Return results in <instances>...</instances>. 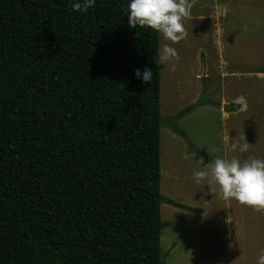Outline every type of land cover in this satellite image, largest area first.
Masks as SVG:
<instances>
[{"label":"trees","instance_id":"obj_1","mask_svg":"<svg viewBox=\"0 0 264 264\" xmlns=\"http://www.w3.org/2000/svg\"><path fill=\"white\" fill-rule=\"evenodd\" d=\"M74 2L0 0V264H163L160 33Z\"/></svg>","mask_w":264,"mask_h":264},{"label":"crops","instance_id":"obj_2","mask_svg":"<svg viewBox=\"0 0 264 264\" xmlns=\"http://www.w3.org/2000/svg\"><path fill=\"white\" fill-rule=\"evenodd\" d=\"M196 1L189 0L192 5L190 11V17L192 18L197 16L193 10ZM205 5L209 9L198 16L201 17L202 24H208V28L203 31L204 44L197 49L198 61L196 64H198V67L193 72L194 74H202L203 77L199 78L206 80L205 92L208 95L213 94L217 87L221 95L220 100L207 96L206 99L209 101L210 98V101L206 105L214 104V106H217L224 121L227 143L230 140L228 125H230L233 118H239L251 130H258V127H260L259 135L264 141V98H258L253 101L254 103L248 102L247 111H241L240 107L234 103L236 97L243 95L240 87L242 84L264 83V0H207ZM202 54L203 57H201ZM202 60L204 65L201 72L200 64ZM214 82L216 84L210 87ZM199 87L194 92L193 101L200 95L201 88L199 90ZM261 92H264V90L262 89ZM189 94L186 92L184 96L188 97ZM255 95L256 93H253L251 96ZM259 95L264 97V93ZM193 101L187 102V104ZM226 103L233 104V107L225 108ZM191 113H188V115ZM188 115L181 117L180 120L190 118V115ZM184 129L187 130V126ZM257 130L254 132V136L258 137ZM191 153V156L199 158L196 157L197 153ZM191 156L188 154V157ZM225 157L227 158V156ZM215 158L217 156H212V159ZM202 164L207 166L208 169L209 162H202ZM204 187L207 188V191L203 192L200 203H204L206 207H203V204L196 205V202L189 204L186 201L180 202L171 199L183 205L199 208L201 211H191L174 205L175 207H173L171 213L175 222L179 218L184 220L186 224L189 221H204L206 232H215V240L210 244L209 237H206V243L202 245L203 240L200 235L198 243L201 249H198L195 245L198 239L195 236L197 229L188 228L186 225V229L183 230L184 232L180 238L176 239L172 233L170 244L173 243V249L170 253V264H257L256 258L255 260L252 258L251 250H247L252 238L247 235L242 237V227L239 229L234 228L235 223L240 226L242 219L246 223L245 211L243 210L245 205H240L234 199L225 201L219 197V194L218 199H216V196L212 195L210 187L207 184ZM250 209L252 210L251 207ZM162 215L161 205V217ZM260 232L264 235V230ZM219 233L220 237H217ZM255 235H257L256 231ZM178 239L182 241L179 249ZM218 241H220L222 247L217 246ZM211 245L215 247L213 248ZM203 246L207 250L202 249ZM258 251L260 253L264 251V244H259Z\"/></svg>","mask_w":264,"mask_h":264},{"label":"rangeland","instance_id":"obj_3","mask_svg":"<svg viewBox=\"0 0 264 264\" xmlns=\"http://www.w3.org/2000/svg\"><path fill=\"white\" fill-rule=\"evenodd\" d=\"M206 1L207 0H197L196 4L193 7L195 15L197 14V16H195L194 18L189 17L184 21V27L188 33L187 37L184 40L180 41L177 44H172L170 41L164 40L162 34H160V49L161 46H163L165 43H168L170 46L174 47L177 50L181 57L178 63L177 70L175 72L169 71L167 65L162 64L161 113L165 118V122L163 123L161 128V193L167 198L180 202L186 201L189 204H193V202H196V205L203 204V207L206 206H204V203L201 204L200 200L203 192L207 191V188L204 187L207 183L205 182L202 185H197L191 178L192 172L194 170H207V166H204L202 162H209L210 164L211 161L214 160L212 159V156H217L220 158H226L225 156H227V158L236 156L241 161L247 159L250 155H254L258 158H264V141L262 140L263 138L259 135L260 127H258V130H251L246 127L242 120H240L239 118V120L233 118L230 122V125H228V135L230 137V140L227 143V140H225L223 124L224 121L217 106H214V104H205L203 106H200L192 111V113L190 112L191 114H193H189L190 118L187 117L185 120H180L179 118L176 120V124L186 132L194 147L201 150L204 153V156L193 151L186 139L182 135L176 133L171 128V122L168 121L170 117L175 116L184 107L195 103L200 98L206 99L208 96L212 99H219L221 97L218 87L213 92V94L208 95L205 92L206 89H204L207 87V85H205L206 80L204 78H199L202 76V74H194L193 72V70L198 67V64H196V62L198 61V55L196 54L197 49L202 46V44H204L203 31L208 28V24H202L201 17L198 16L199 14L203 13V11L209 9V7L205 5ZM201 57H203V54ZM203 65L204 64L202 60L200 64L201 72L203 70ZM215 84L216 82H214V84H211L210 87ZM197 85L200 86L199 90L201 88L199 92L200 95L199 97H196V100L193 101V98L195 96L194 92L196 89H198ZM240 87L241 92L246 96L247 102L249 103H254L253 101L258 98H264L260 97L259 95L260 93H264L261 92L262 89L264 90V83H249V85L242 84ZM203 89L205 90L204 95H202ZM186 92L190 93L188 97L184 96ZM253 93H256V95L251 96L253 95ZM190 101L193 102L187 104V102ZM186 126L188 128L187 130L184 129ZM256 130V134L258 135V137L254 136V132H256ZM238 135L245 136L247 142L250 144V148L247 153H241L238 149L235 152H232L230 150L231 144L235 139L238 138ZM209 150H211L210 154ZM190 151L193 153H197L196 157H199L201 159L195 158V156H191L192 153ZM188 154L191 157H188ZM218 194L219 193L217 191V194L215 195L216 199H218ZM173 207L175 206L168 202H164L162 204L163 215L161 217V220L163 221L161 222V244L163 264H170V253L171 249H173V243L170 244L172 233L176 237V239L180 238V236L184 232L183 230L186 229V225L188 226V228L198 230L195 231V236L198 237L195 245H197L198 249H201L198 243V240L200 241V235L203 240L202 245L206 243V237H209L210 244H212L215 240V232H206V228H204V221H189L188 224H186L184 220L179 218L178 221L176 220L177 222H175L171 213V211L174 209ZM199 207L201 208L202 206ZM243 210L245 211L244 216L246 217V223H244V220L242 219L240 226L235 223L234 228L239 229L240 227H242V237H244V235H247L249 238H252V242H249L250 245L248 246L247 250H251L253 260H255L256 258L257 261V257L261 254L258 251V246L261 243L264 244V235L260 232L264 230V211L256 212L252 209V214L250 206L247 205H245ZM255 231L257 235H255ZM217 237H220V233L217 235ZM178 241L179 249L182 241L181 239H178ZM217 243L218 247H222L220 241H218ZM211 246L213 248L215 247L213 245ZM202 249H204V246L202 247Z\"/></svg>","mask_w":264,"mask_h":264},{"label":"clouds","instance_id":"obj_4","mask_svg":"<svg viewBox=\"0 0 264 264\" xmlns=\"http://www.w3.org/2000/svg\"><path fill=\"white\" fill-rule=\"evenodd\" d=\"M70 7L73 11L87 13L95 7V0H75ZM191 7L189 0H131L127 7L122 6V11L128 14L130 28H150L162 34L164 40L177 44L188 35L184 21L190 17ZM154 59L157 65L165 64L169 71L175 72L181 57L174 47L165 43ZM135 75L145 84L151 83L153 78L152 69L148 67L142 72L136 69ZM234 103L241 111H247L245 96L236 97ZM249 148L246 137L238 135L230 150L247 153ZM191 178L197 185L206 182L213 196L218 190L219 197L225 201L234 199L256 212L264 211V158L250 155L241 161L236 156L217 157L207 170H194ZM257 264H264V252L258 256Z\"/></svg>","mask_w":264,"mask_h":264},{"label":"water","instance_id":"obj_5","mask_svg":"<svg viewBox=\"0 0 264 264\" xmlns=\"http://www.w3.org/2000/svg\"><path fill=\"white\" fill-rule=\"evenodd\" d=\"M232 106H233V104H230V103H226V104L224 105L225 108H231Z\"/></svg>","mask_w":264,"mask_h":264}]
</instances>
